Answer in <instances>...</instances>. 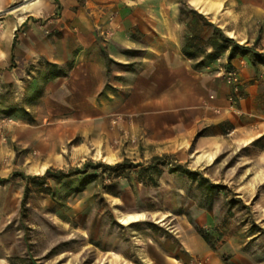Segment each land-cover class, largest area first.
Wrapping results in <instances>:
<instances>
[{
	"label": "rangeland",
	"instance_id": "374dc122",
	"mask_svg": "<svg viewBox=\"0 0 264 264\" xmlns=\"http://www.w3.org/2000/svg\"><path fill=\"white\" fill-rule=\"evenodd\" d=\"M56 2L0 0V264H184L173 254L181 215L207 232L211 248L232 241L264 264V136L204 169L145 159L137 139L83 119L63 67L19 65V56L5 54L13 43L19 55V38L29 33L51 34ZM245 49L263 73L264 33ZM259 75L249 85L264 81ZM122 163L126 171L99 166ZM175 166L220 188L209 191Z\"/></svg>",
	"mask_w": 264,
	"mask_h": 264
},
{
	"label": "crops",
	"instance_id": "0c3cea01",
	"mask_svg": "<svg viewBox=\"0 0 264 264\" xmlns=\"http://www.w3.org/2000/svg\"><path fill=\"white\" fill-rule=\"evenodd\" d=\"M56 1L60 16L51 34L29 33L19 38V55L13 43L5 54L19 56V65L63 67L66 93L79 95L83 119L137 139L145 159L172 158L193 169L264 136V81L249 85L257 73L264 80V71L245 52L264 33V0ZM206 22L243 48L217 54L209 47L193 57L185 47L200 30L210 33ZM231 72L241 79L238 95ZM179 219V262L253 264L232 241L213 249L186 215Z\"/></svg>",
	"mask_w": 264,
	"mask_h": 264
},
{
	"label": "trees",
	"instance_id": "16d2710c",
	"mask_svg": "<svg viewBox=\"0 0 264 264\" xmlns=\"http://www.w3.org/2000/svg\"><path fill=\"white\" fill-rule=\"evenodd\" d=\"M205 26H208L211 29L212 34L209 37H207V39H205L203 37L204 31L200 30L199 33L198 32H197V34L195 33L193 38L189 40L188 45H186V47H185V50L187 52H191L193 57L197 56V55H206V48H209V47L213 48L217 54L219 52H222L223 50L229 49L230 47H232L233 51L241 50V48H243V47H240L237 44H235V42L233 40L227 38L219 28L215 27L211 23L206 22ZM245 52L251 53L247 49H245ZM217 54H210L208 56V58L210 60H213L217 57ZM99 166L103 167L105 169L113 170L116 172V171H120V170L126 171L128 164L122 163V164H117L115 166L99 164ZM85 167H88V165L86 164ZM179 171L182 172L183 174L189 176L192 180H195V181L199 180V183L201 186L208 185L209 191H213V190L220 188L218 185L211 184L210 181L198 171H192L189 169H182L179 166H175V169H173V172H179ZM51 175H52V171L47 170L45 176L49 177ZM197 231H198L199 235L203 238V240L207 244L211 245L210 238H209V235H207V232L205 230H202V229H197Z\"/></svg>",
	"mask_w": 264,
	"mask_h": 264
},
{
	"label": "built area",
	"instance_id": "2783aa9c",
	"mask_svg": "<svg viewBox=\"0 0 264 264\" xmlns=\"http://www.w3.org/2000/svg\"><path fill=\"white\" fill-rule=\"evenodd\" d=\"M230 81H231V83H232V85L234 87L235 94L238 95L239 92H240V86H239V83H238V75H237V73H235V72H231L230 73ZM232 101H234V99H232Z\"/></svg>",
	"mask_w": 264,
	"mask_h": 264
}]
</instances>
